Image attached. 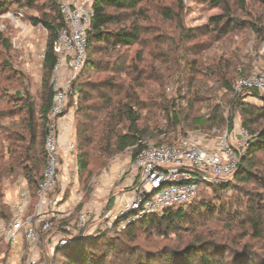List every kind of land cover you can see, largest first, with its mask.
<instances>
[{"label":"trees","instance_id":"16d2710c","mask_svg":"<svg viewBox=\"0 0 264 264\" xmlns=\"http://www.w3.org/2000/svg\"><path fill=\"white\" fill-rule=\"evenodd\" d=\"M26 1L34 6L33 0ZM176 1L177 8L165 6L158 13L165 22L176 24L169 37L159 36V33L155 36L154 30L146 26L153 20L148 0L93 2L87 63L74 84L79 94L74 141L79 178L84 188L116 155L128 149H132L134 155L143 151L145 140L154 139L157 145H173L176 140L172 141L171 136L179 128L182 136L183 129L198 130L222 123L220 106L208 105L206 109L211 113L205 115L199 114L202 108H196L208 104L210 95L219 92L232 95L234 108L242 115L245 127L257 124L264 117V107L243 102L251 93H235L237 79L252 72L251 64H245L236 50L224 44L236 28L244 30L248 26L230 16L226 0H214L211 1L213 6L223 5V13L211 17L207 25L187 28L184 6L181 0ZM240 1L244 10L246 0ZM12 3L19 1L0 0V13L7 12ZM60 3L61 0H52L50 13L33 18L35 25L42 24L49 32L40 105L33 100L24 102L25 97L16 92L12 102L20 104L18 112L0 110L3 119L19 115V120L0 130V141L9 143L7 151L0 156V219L11 218L4 192L7 180H25L34 202L43 180L47 164L48 113L53 100L50 82L57 60L54 39L66 26ZM251 29L258 38L264 36V30ZM150 35L153 37L146 38ZM201 39H205L204 42ZM0 40L9 51L10 41L1 33ZM134 47L139 49L130 57L129 50ZM122 49L128 52L122 53ZM99 54H105L107 59L98 60L96 55ZM5 66V71L12 68L8 63ZM175 77L185 88H178L175 98H167L166 87ZM245 93L248 94L244 96ZM261 98L264 103V97ZM246 152L235 174L219 184L201 183L197 198L188 206H174L161 215L148 216L120 233L107 232L97 239L79 241L76 248L74 245L68 249L65 260L57 258L55 264H264V198L253 200L244 210H237L234 204L224 209L220 202L211 204L209 198L201 200L204 191L231 190L234 178L239 182L251 179L248 166L256 153H264V130ZM197 217L198 224H194ZM205 217H209L206 222ZM153 233L164 238L175 235L176 247L153 254L139 245L128 244L140 240L141 234L151 237ZM123 238L128 241L124 242ZM8 252L7 244L0 246V263H6ZM228 253L231 259L227 258Z\"/></svg>","mask_w":264,"mask_h":264},{"label":"built area","instance_id":"2783aa9c","mask_svg":"<svg viewBox=\"0 0 264 264\" xmlns=\"http://www.w3.org/2000/svg\"><path fill=\"white\" fill-rule=\"evenodd\" d=\"M93 2L61 0L59 8L66 26L54 39L57 60L50 82L53 100L45 139L47 164L36 202L31 188L22 179L17 198L9 204L11 218L0 219V246H9L6 263L0 264H55L60 251L79 241L97 239L116 225L123 230L174 206L186 207L197 198L201 183L219 184L235 174L255 138L248 128L237 126L220 141L190 134L173 145L146 143L144 150L133 154L127 165L121 163L117 171H105L102 187L94 192L91 204L85 203V194L71 189L79 183L74 141L79 94L74 84L87 63ZM261 56L264 61V40ZM243 92L264 97V64L261 72L237 79L235 93ZM113 173H118L120 180L126 176L131 190L118 195L113 209L106 206L104 224L95 216L98 211L95 201L109 198L116 176ZM79 206L83 208L76 220L60 228L58 224ZM103 211L100 209L101 215Z\"/></svg>","mask_w":264,"mask_h":264},{"label":"rangeland","instance_id":"374dc122","mask_svg":"<svg viewBox=\"0 0 264 264\" xmlns=\"http://www.w3.org/2000/svg\"><path fill=\"white\" fill-rule=\"evenodd\" d=\"M19 3H12L9 10L5 13H0V33L6 40L10 41L11 49L6 50L4 41L0 40V110L1 112L7 110V112H18L20 104L12 102V98L16 92H20L25 97L24 102L27 100H33L37 105H40L41 94L43 92V75H44V55L46 52V46L49 38V32L42 24L35 25L33 18L44 17L51 12L52 0H33L34 6H30L26 0H18ZM60 1V0H58ZM85 1V0H83ZM211 1L208 0H181L184 6L183 18L185 26L187 28L202 27L209 24L210 18L218 16L223 13V5L213 6ZM230 7L231 17L236 18L239 22H243L248 26L246 29L236 28L229 36L230 39H225L224 44L231 50H236L241 57H243L245 64H251L252 72L248 75L261 72L263 70V58L261 56V48L264 36L258 38L257 34L252 31L251 27L264 30V0H246L244 10L241 8L242 3L240 0H226ZM176 0H148L147 7L151 10V16L153 20L147 23L146 26H150L154 30L155 36L159 33V36H167L175 29L174 23L165 22L162 17L158 15L161 9L166 7H176ZM159 31V32H158ZM153 37L150 35L146 38ZM205 39H201L204 42ZM139 47H134L129 50L130 57H133ZM122 53L128 52L127 49L120 50ZM98 60H106V55H96ZM193 58V57H191ZM8 63L12 68L5 71L7 68L5 64ZM96 75V74H95ZM89 77L91 75H88ZM87 76V78H88ZM99 76V75H98ZM101 76V75H100ZM86 77V76H85ZM101 78H105L102 75ZM179 78L175 77L170 79L168 86L166 87L167 98H175L177 96V90L180 87L185 88V85L179 83ZM212 86V85H211ZM186 90H183L185 93ZM248 93H245L246 96ZM257 98V99H254ZM208 104L197 105L196 108H202L199 114H207V106H220L222 117L224 121L222 123L212 124L207 127H199L198 130L183 129L184 135L181 136L180 128L176 134H172V141L178 142L181 138H186L190 134H197L206 136L208 140H216L223 138L227 131L230 135L234 127L245 126L243 123V117L239 111L235 110L234 98L230 94L225 92H219L217 95H210L208 97ZM245 100V101H244ZM244 103L250 104L253 107L263 108L264 103L261 97H257L255 93H251L247 98L243 99ZM13 109V110H12ZM5 114V112H3ZM211 113V112H210ZM208 113V114H210ZM197 116V115H194ZM212 116V114L210 115ZM19 120V115L10 118L0 117V130L3 126H10L13 122ZM256 138L262 130H264V117L259 120L255 125L246 126ZM254 138V139H255ZM253 139V140H254ZM146 143H157L154 139L145 140ZM9 146L8 141H0V156L2 152ZM247 150V149H246ZM245 153H247L245 151ZM244 153V154H245ZM134 152L132 149L116 155L110 160L107 165L102 168L95 177L92 178L87 188L81 185L78 175V184L71 187L72 190H80L85 194V203L91 204L93 201L94 192L102 187V174L105 171H117V167L121 165H127L131 160ZM244 158V157H243ZM71 162L75 163V159L71 157ZM242 162V161H241ZM251 164L248 166L251 170V179L248 182H239L234 178L232 181L235 185L231 190L218 191L213 193V190L204 191L201 197L203 199L209 198V202L214 204L220 202L223 204V208H228L232 204L236 206L237 210H244L248 204H252L253 200L264 198V153H256L251 159ZM113 179V188L107 200L97 199L96 205L98 211L95 216L101 223H106V206L109 205V209L114 208L115 199L123 191L131 190L130 185L126 182V176L122 180L118 179V173ZM22 178H16L15 180H7L4 186V192L7 196L8 185L11 184L12 191L16 190ZM201 186V185H200ZM7 203L13 201L11 195L5 198ZM218 200V201H217ZM83 206L74 208L71 216L66 221H63L58 226L61 228L66 225L68 221H75L78 213L82 210ZM100 209H103L101 215ZM209 218V217H207ZM205 217L204 221L206 222ZM194 224H198L199 218L197 217ZM215 222V221H211ZM212 225H218L217 223H211ZM220 225V224H219ZM117 225L109 233H120ZM124 242L128 239L123 238ZM177 237L173 234H169L164 238L156 233L147 236L145 234L140 235V240L132 243H128L129 246H140L143 250L151 252L153 254H160L164 248L170 249L176 247ZM246 242V240L244 241ZM76 248V245L73 247ZM70 250L66 249L58 253V258L65 260ZM227 258L231 259L230 253L227 254Z\"/></svg>","mask_w":264,"mask_h":264},{"label":"crops","instance_id":"0c3cea01","mask_svg":"<svg viewBox=\"0 0 264 264\" xmlns=\"http://www.w3.org/2000/svg\"><path fill=\"white\" fill-rule=\"evenodd\" d=\"M8 188H9V190H7V196L11 195L13 197V201H14L17 198V196H18L19 185H18V187L16 188L15 191L14 190L12 191L13 187L11 186V184L8 185ZM13 201H10V203H8V204H11Z\"/></svg>","mask_w":264,"mask_h":264}]
</instances>
